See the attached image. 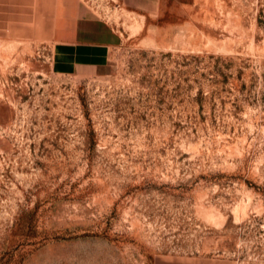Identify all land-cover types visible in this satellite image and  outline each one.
I'll use <instances>...</instances> for the list:
<instances>
[{"label": "rangeland", "instance_id": "374dc122", "mask_svg": "<svg viewBox=\"0 0 264 264\" xmlns=\"http://www.w3.org/2000/svg\"><path fill=\"white\" fill-rule=\"evenodd\" d=\"M86 1L0 0V264H264V0Z\"/></svg>", "mask_w": 264, "mask_h": 264}, {"label": "crops", "instance_id": "0c3cea01", "mask_svg": "<svg viewBox=\"0 0 264 264\" xmlns=\"http://www.w3.org/2000/svg\"><path fill=\"white\" fill-rule=\"evenodd\" d=\"M61 2L71 3L72 6V28L70 33V40L78 49L81 46L88 50L99 48L104 50L105 46L100 38L107 36H115V29L103 21L101 14L95 10L86 0H59ZM98 1V0H97ZM116 5H120L124 9L133 13L144 15L149 13H156L160 10L165 0H108ZM95 2V1H94ZM100 39V40H99ZM87 40V41H86ZM82 49V48H81Z\"/></svg>", "mask_w": 264, "mask_h": 264}]
</instances>
